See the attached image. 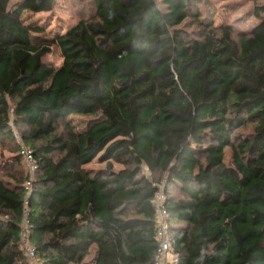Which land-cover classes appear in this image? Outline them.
Segmentation results:
<instances>
[{
	"label": "trees",
	"instance_id": "obj_1",
	"mask_svg": "<svg viewBox=\"0 0 264 264\" xmlns=\"http://www.w3.org/2000/svg\"><path fill=\"white\" fill-rule=\"evenodd\" d=\"M78 1L88 14L47 37L23 12L55 0H0V141L24 165V126L37 164L29 193L0 175V264H27L24 218L40 264H154L156 173L172 264H264V1L238 33L200 0ZM96 157L124 167H85Z\"/></svg>",
	"mask_w": 264,
	"mask_h": 264
},
{
	"label": "rangeland",
	"instance_id": "obj_2",
	"mask_svg": "<svg viewBox=\"0 0 264 264\" xmlns=\"http://www.w3.org/2000/svg\"><path fill=\"white\" fill-rule=\"evenodd\" d=\"M264 0H200L199 13L200 18L207 19L213 26L225 25L232 28L235 33L249 31L255 24L259 22V17L254 14L255 5H258ZM85 10L88 14V7H84L83 3L78 0H55L54 5L49 11L30 12L24 11L23 17L26 23H35L39 25L43 32L42 35L47 37L62 34L76 24L83 17L81 13ZM264 16V12L261 14ZM192 15L186 19L179 27L187 33H194L200 30L201 26L193 20ZM43 61L54 68H57L62 63V56L58 46L53 45L50 52L45 54ZM88 117H72L69 119L73 128L83 124ZM252 124H247L236 129L233 135L248 133L252 130ZM14 129L19 132L25 130L24 126H14ZM61 130V126L59 128ZM41 143V142H38ZM230 151L226 152V160L229 158ZM0 163H3V171L1 177L9 182L25 185L24 165L18 161L16 145L10 136L4 137L0 141ZM107 163H111L114 170H119L124 167L123 164L115 161L113 158L101 160L96 157L93 161L86 164L85 167L98 169L105 168ZM145 172L146 169H144ZM17 180V181H16ZM156 183L160 186L164 184V176L160 173L155 174ZM171 195L180 198L181 195L175 190H171Z\"/></svg>",
	"mask_w": 264,
	"mask_h": 264
},
{
	"label": "built area",
	"instance_id": "obj_3",
	"mask_svg": "<svg viewBox=\"0 0 264 264\" xmlns=\"http://www.w3.org/2000/svg\"><path fill=\"white\" fill-rule=\"evenodd\" d=\"M12 132L16 143L19 145L18 155L21 157L28 174V179L25 182V190L29 193L37 171V164L34 160L32 149L23 143L20 134L14 128H12ZM154 186L156 189L151 200L154 209V229L157 242L154 264H172L169 243V223L167 220L168 215L165 206L163 185L160 186L156 183ZM20 239L27 264H40L35 249L29 244L28 221L26 218L23 219L21 224Z\"/></svg>",
	"mask_w": 264,
	"mask_h": 264
}]
</instances>
